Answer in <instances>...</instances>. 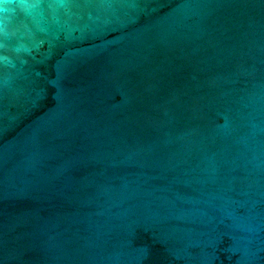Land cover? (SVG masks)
I'll return each instance as SVG.
<instances>
[{
  "label": "water",
  "instance_id": "water-1",
  "mask_svg": "<svg viewBox=\"0 0 264 264\" xmlns=\"http://www.w3.org/2000/svg\"><path fill=\"white\" fill-rule=\"evenodd\" d=\"M0 264H264V0H0Z\"/></svg>",
  "mask_w": 264,
  "mask_h": 264
}]
</instances>
